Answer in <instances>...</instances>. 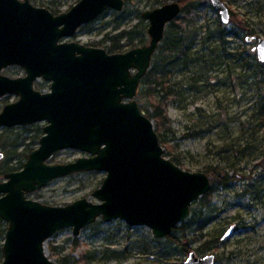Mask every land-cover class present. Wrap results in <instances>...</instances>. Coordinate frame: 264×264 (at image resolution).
Wrapping results in <instances>:
<instances>
[{
	"label": "water",
	"instance_id": "1",
	"mask_svg": "<svg viewBox=\"0 0 264 264\" xmlns=\"http://www.w3.org/2000/svg\"><path fill=\"white\" fill-rule=\"evenodd\" d=\"M211 2L228 24L226 4ZM125 7L126 0H80L55 15L30 0H0V99L18 96L1 110L0 127L47 123L23 168L0 179V218L7 223L1 264H58L47 256L46 242L68 228L79 236L100 218L147 226L155 238L165 239L212 188L206 173L186 171L165 156L154 122L137 101L166 27L181 16L182 5L173 1L144 11L150 40L123 53L65 41L106 11ZM254 51L264 63L263 38ZM11 66L22 67L25 76L4 75ZM40 79L50 82L49 92L35 88ZM67 149L87 156L49 162ZM93 171L106 173L93 192L97 203L83 198L51 206L27 198L56 179ZM215 263L214 255L195 252L185 262Z\"/></svg>",
	"mask_w": 264,
	"mask_h": 264
},
{
	"label": "rangeland",
	"instance_id": "2",
	"mask_svg": "<svg viewBox=\"0 0 264 264\" xmlns=\"http://www.w3.org/2000/svg\"><path fill=\"white\" fill-rule=\"evenodd\" d=\"M79 1L30 0L34 6L47 8L53 14L67 12ZM173 1L178 2L168 0ZM221 1L233 14L248 22L253 32L241 29L235 23L223 25L210 0L197 1L195 9L199 25L204 27L202 37L206 30L215 36L220 23L227 33L235 34L227 37L231 42L228 52L233 53V60L205 73L206 87L192 92L184 103L168 109L171 129L160 132L167 143L161 145L167 158L172 160L174 155L180 159L181 163L177 162V165L182 169L204 172L212 182L213 221L204 230H192L182 239L184 244H189V253L195 252L201 257L214 255L215 264H264V77L254 75L262 63L253 52L257 40L264 39V0ZM162 2L128 0L122 12L106 11L65 41L106 50L110 45L109 41H104L107 35L112 37L141 22L148 27L142 13L164 5ZM118 26L120 30L116 29ZM147 40L148 43V33ZM199 43L200 48L204 46L201 39ZM3 74L16 78L25 76V71L20 66H11L4 69ZM35 88L49 92L50 82L40 79L35 82ZM17 100V95L5 96L0 99V110ZM46 124L31 125L30 131L15 127L9 133L4 132L8 128L0 127V136H20L22 139L35 135L40 128V139ZM187 134L194 135L186 137ZM0 152L5 153L2 148ZM84 156L87 155L83 152L67 149L53 155L49 162L64 164ZM25 162L20 158L10 161L5 157L0 162V171L12 172L11 166H17L19 171ZM215 167L218 172L236 178L227 187L214 182L208 171ZM4 175H0L1 179ZM105 177L106 173L97 171L62 177L39 191L28 193L27 198L51 206H65L83 198L97 203L93 192ZM4 238L0 236L2 259ZM183 249V246L171 245L167 238H155L147 226H130L120 219L106 222L101 218L82 229L79 236L73 234L72 228L64 229L45 245L46 254L52 261L57 263L58 258H63L68 264H185L189 253Z\"/></svg>",
	"mask_w": 264,
	"mask_h": 264
},
{
	"label": "trees",
	"instance_id": "3",
	"mask_svg": "<svg viewBox=\"0 0 264 264\" xmlns=\"http://www.w3.org/2000/svg\"><path fill=\"white\" fill-rule=\"evenodd\" d=\"M197 1L200 0H178L183 7L182 16L167 25L165 37L155 53L151 67L143 78L137 93V101L140 108L154 122L155 130L162 145L167 143H165L160 132L165 129H171L168 109L175 104L184 103L192 92L201 91V88L206 87L205 81L207 77H205V73L220 68V66L233 60V53L228 52L231 42L227 41V37L235 34L227 33L220 23L215 36H211L206 30L202 37L204 27L199 25V17L195 9ZM162 3H168V0H163ZM54 14L57 13L54 12ZM231 23H235L241 29L253 32L249 23L239 18V15L233 14ZM147 28L143 22L129 29L120 30V26L116 27L120 31L112 37L107 35L104 40L110 42L106 50L111 54L123 53L147 44ZM209 28H211V25ZM200 39L204 42V46L202 45L201 48L199 47ZM240 55L238 56L239 60ZM247 67L251 68L250 65ZM254 75L264 77V64L258 65V70ZM186 80L188 83H186ZM262 82L264 83V80ZM263 107L261 106V115ZM22 128L24 130H32L29 129L31 126ZM13 129L15 128L5 129L4 132L9 133ZM40 133L41 129L39 128L35 135L22 139L20 136L17 138H11V136L4 138L2 135L0 136L3 139L0 141V148L4 150L5 157L10 158V161L19 158L22 161H26L28 155L35 150L34 146L39 144L40 139H38V136ZM193 135L187 134L186 137ZM172 157L173 162L176 164L181 163L177 156L172 155ZM22 168L23 164L19 169ZM217 169L215 167L212 171H208V169L207 171L214 182H218L220 185L227 187L236 178V176L229 177L227 174H222ZM9 170L17 171L18 167L11 166ZM5 172L1 170L0 175L3 176ZM212 195L213 189L211 188L207 194L200 198L199 202H194L190 217L177 226L173 233L167 237L171 245L183 246L185 247L183 251L186 254L189 253L191 248L188 243L184 244L182 239L190 231H202L212 223ZM198 204H200L199 208L196 207ZM0 223V236H5L7 224L1 218ZM2 260V255L0 254V262ZM57 263L68 264V261L58 258Z\"/></svg>",
	"mask_w": 264,
	"mask_h": 264
},
{
	"label": "flooded vegetation",
	"instance_id": "4",
	"mask_svg": "<svg viewBox=\"0 0 264 264\" xmlns=\"http://www.w3.org/2000/svg\"><path fill=\"white\" fill-rule=\"evenodd\" d=\"M211 1V0H210ZM212 3V2H211ZM213 6V5H212ZM228 7V6H227ZM229 9V8H228ZM229 12H230V16H231V18H230V22L228 23V24H230L231 23V20H232V16H233V12L229 9ZM182 15V14H181ZM223 24V23H222ZM223 25H226V24H223ZM254 39L256 40V38L254 37ZM247 40L249 41L250 40V38L248 37L247 38ZM259 40V39H258ZM258 40H257V44H258ZM257 46V45H256ZM256 46H254L253 47V52L254 53H256L255 51H254V48L256 47ZM257 55V54H256ZM263 64V63H262Z\"/></svg>",
	"mask_w": 264,
	"mask_h": 264
}]
</instances>
